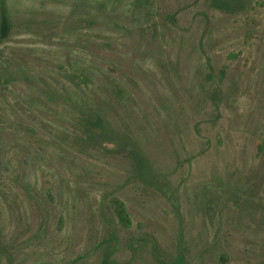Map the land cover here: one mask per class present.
<instances>
[{
	"label": "rangeland",
	"instance_id": "1",
	"mask_svg": "<svg viewBox=\"0 0 264 264\" xmlns=\"http://www.w3.org/2000/svg\"><path fill=\"white\" fill-rule=\"evenodd\" d=\"M0 264H264V0H0Z\"/></svg>",
	"mask_w": 264,
	"mask_h": 264
},
{
	"label": "trees",
	"instance_id": "2",
	"mask_svg": "<svg viewBox=\"0 0 264 264\" xmlns=\"http://www.w3.org/2000/svg\"><path fill=\"white\" fill-rule=\"evenodd\" d=\"M233 0H211V6L221 9V10H230V6ZM92 123L94 126H100L101 125V119L99 116L95 115L92 118ZM115 205L118 207L115 209V213L117 215V218L120 223L124 225L129 224V219L124 207V204L120 200H115Z\"/></svg>",
	"mask_w": 264,
	"mask_h": 264
}]
</instances>
